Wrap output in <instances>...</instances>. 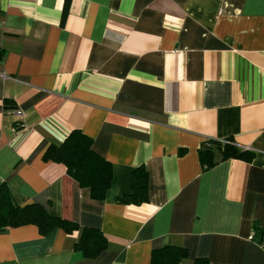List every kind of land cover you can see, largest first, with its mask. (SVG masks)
<instances>
[{
    "label": "crops",
    "instance_id": "crops-1",
    "mask_svg": "<svg viewBox=\"0 0 264 264\" xmlns=\"http://www.w3.org/2000/svg\"><path fill=\"white\" fill-rule=\"evenodd\" d=\"M0 0V181L19 206L106 238L94 259L79 231L0 232V264H150L182 247L208 264H264V0ZM9 100L13 108H5ZM74 130L112 165L103 201L43 155ZM252 162L204 170L207 141ZM148 202L119 204L134 169Z\"/></svg>",
    "mask_w": 264,
    "mask_h": 264
},
{
    "label": "trees",
    "instance_id": "trees-1",
    "mask_svg": "<svg viewBox=\"0 0 264 264\" xmlns=\"http://www.w3.org/2000/svg\"><path fill=\"white\" fill-rule=\"evenodd\" d=\"M71 0H64L62 7V23L65 20ZM3 52L0 51V60ZM5 108H13L9 100L4 101ZM221 154L219 161L213 158V148L199 150V158L204 170L216 166L220 161L236 159L252 162L255 153L238 147L232 140L207 141ZM46 162L61 164L67 174L77 182L80 188L88 189L92 199L103 201L112 184V165L96 155L92 150V140L80 130L72 131L59 145H50L43 155ZM124 205H141L148 202V174L144 166L133 170L130 178V193L116 200ZM26 225L37 227L39 234L46 236L54 229H62L67 234L79 231V238L74 244V250L84 258H96L107 245L105 236L93 228H79L75 223L51 216L39 204L31 203L19 206L14 201L12 193L0 181V232L8 228ZM253 240L264 246V230L258 225L253 227ZM188 257V252L182 247L166 246L152 253L150 264H179ZM193 264H208L204 258L197 259Z\"/></svg>",
    "mask_w": 264,
    "mask_h": 264
}]
</instances>
